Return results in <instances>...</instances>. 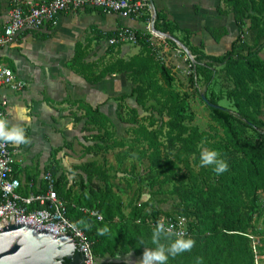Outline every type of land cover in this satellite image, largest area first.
Here are the masks:
<instances>
[{
	"label": "trees",
	"instance_id": "obj_1",
	"mask_svg": "<svg viewBox=\"0 0 264 264\" xmlns=\"http://www.w3.org/2000/svg\"><path fill=\"white\" fill-rule=\"evenodd\" d=\"M219 1L218 14H231L237 32L229 48L218 56L206 54L203 43L193 45L189 31L180 29L155 7L153 28L171 39L134 30L138 52L124 59L118 56L121 45L107 46L116 58L98 71L86 61L88 52L94 44L113 37L116 30L93 29L75 45L69 68L86 82L96 84L123 75L130 84L128 94L114 99L117 118L127 126L126 137H118L114 124L99 107L71 102L79 113L70 111L73 123H81L84 155L92 154L101 161L95 159L67 172L54 160L56 165L51 162L43 172L54 177V189L65 202V217L84 232L98 263L127 264L116 258L141 256L145 248L155 247L151 236L157 221L182 216L187 221L186 238L193 239L195 246L170 257L168 264H197L198 260L200 264H264V0ZM149 19L148 10L139 18L145 24ZM205 30L215 43L228 35L225 27ZM36 33L22 32L44 40L49 37ZM178 33L183 37L179 39ZM160 42L171 49H177L179 42L193 56L188 89L181 88L167 61L170 49L163 52L164 61L158 58ZM219 75L223 81L216 93L212 86ZM198 85L204 90L199 91ZM222 100L229 107L221 106ZM195 102L206 110L204 127L197 122L192 108ZM71 146L64 142L54 151ZM203 148L217 151L228 171L217 176L211 167H200ZM109 154L116 161V170L108 165ZM133 160L143 167L142 176L134 173L133 164L130 171L122 168ZM72 173L78 179H69ZM119 173L124 175L119 177ZM115 179L127 186L137 184L128 199L115 190ZM28 184L20 182L18 193L26 196L29 191L46 190L44 181L39 190ZM144 188L148 197L142 200ZM160 196L168 198L157 199ZM169 200L172 211L161 207ZM105 226L109 232L97 235V229Z\"/></svg>",
	"mask_w": 264,
	"mask_h": 264
},
{
	"label": "crops",
	"instance_id": "obj_2",
	"mask_svg": "<svg viewBox=\"0 0 264 264\" xmlns=\"http://www.w3.org/2000/svg\"><path fill=\"white\" fill-rule=\"evenodd\" d=\"M152 1L156 11L166 14L167 19L175 22L180 29L189 31L190 42L193 45L203 43V51L208 55H211L209 52L215 46L214 44L229 45L236 35L237 29L232 15L223 16L217 12L219 0ZM9 10L8 0H0V33L8 21ZM139 18H122L118 15L103 14L97 10L91 12H85V10L68 11L61 13L51 27L47 24L36 31L38 35L49 34L47 39L44 40L32 34L24 35L21 32L12 43L0 48V62L6 64L12 70L16 80L25 84L19 92H12L8 88H0V96H5L7 99V105L0 108L4 113V117L9 120L10 124L23 125L27 136L30 138V143L27 145L17 146L11 144V148L14 150L15 177L21 183L28 181L34 189L39 190L42 177L35 179L30 176L29 168L32 166L39 167L40 160L43 175L45 167L51 162L53 164L54 160L59 165H63V158L71 155L72 146L69 149L57 152L54 150L62 146L64 142H72L66 140V137L80 136L83 140L80 133L81 124H72L70 111H76V107L72 106L71 102L82 101L94 108L99 107L112 123L113 117L117 118L118 103L114 99L123 94H128L130 89V84L124 76L107 77L96 84H90L69 68V62L74 55L76 43L82 42L93 29L108 32L120 27H129L145 32L147 24L142 22L145 26L144 29L137 27V24L141 23ZM206 27H225L228 35L215 43L206 32ZM57 36H60V38L57 42L52 43L51 48L46 47L47 45H41L47 44L46 42L54 40ZM177 37L180 39L183 34L178 33ZM62 38L71 41L68 45H71L70 49L72 51L63 53L60 49ZM29 39L31 40L29 47L40 54L39 57L32 58V60L22 53ZM100 45L105 46L106 44L99 42L96 46L100 47ZM169 49L172 51L169 46L166 47L165 45L163 52H167ZM48 51L57 54L55 58L57 64L51 63L50 66L46 63L43 53L46 54ZM114 51L116 52V50ZM129 52L131 50L129 51L128 48L120 47L118 56L127 59L138 51L135 49L130 54ZM171 54L167 57V61L172 62ZM126 102L130 106H134L131 99H127ZM22 108L29 110L30 121L19 119V109ZM73 125H76V127L73 128ZM60 126L63 129H60ZM74 134L76 135L74 136ZM59 155L63 157H61L60 162ZM129 255L119 256L116 261L138 264L142 257V255L137 256L139 260L135 262ZM123 257L124 259H122Z\"/></svg>",
	"mask_w": 264,
	"mask_h": 264
},
{
	"label": "built area",
	"instance_id": "obj_3",
	"mask_svg": "<svg viewBox=\"0 0 264 264\" xmlns=\"http://www.w3.org/2000/svg\"><path fill=\"white\" fill-rule=\"evenodd\" d=\"M8 2L10 4L9 18L0 33V48L12 43L25 30L37 31L48 23L54 24L61 13L85 9H94L103 14L118 15L122 18L140 17L144 11L148 10L150 19L146 31L152 37L164 39L151 29L153 18L148 0H8ZM137 40L134 29L120 27L116 29L114 36L104 43L106 46L136 45ZM165 45L168 46L166 43H159L162 49L158 53V58L162 61H164ZM185 57L189 61L187 74H190L193 56L188 52L185 53ZM24 85L22 81L15 79L14 73L6 64L0 62V88L19 92ZM6 105V97L0 96V108ZM0 116H4L1 110ZM13 154L11 144L0 145V228L8 225H29L38 232L47 231L56 237L69 236L74 240V247L82 258V264H97L84 232L65 217V202L57 195L54 189L55 179L49 172L42 175V181L46 186L45 191L38 193L29 191L26 196L18 193L20 181L15 177ZM31 187L30 183L29 188ZM91 214L101 220V216L97 213ZM181 217H169L165 223L176 225L177 230H180L179 218ZM183 230L187 235L185 218Z\"/></svg>",
	"mask_w": 264,
	"mask_h": 264
},
{
	"label": "rangeland",
	"instance_id": "obj_4",
	"mask_svg": "<svg viewBox=\"0 0 264 264\" xmlns=\"http://www.w3.org/2000/svg\"><path fill=\"white\" fill-rule=\"evenodd\" d=\"M137 27H139L140 29H144V24L141 22L139 24H137ZM60 38V36H57L56 38H54V40L52 41H49V42H46L47 44H41L43 46L47 45L46 47L48 48H51V45L54 41H58V39ZM32 39V38H31ZM69 43H71L70 40H67L66 38H62V41L60 43V49L63 51V53H66L68 51H72L70 49V46L71 45H68ZM31 44V40L29 39L28 42H26V45L24 46V49L22 50V53L28 57L30 60H32V58H35V57H39L40 54L38 51L36 50H32L29 45ZM40 45V44H39ZM215 46L211 49V51L209 52L211 55H214V56H218L220 54H222L224 51H226L228 48H229V45H225V44H214ZM73 46V45H72ZM120 47H124V48H128L129 51L131 50L134 51L136 49V51L139 50V47L136 46V45H128V44H125V45H121ZM179 47V46H177ZM73 48V47H72ZM170 48V46H169ZM180 48V47H179ZM172 51L170 53H172L171 57H172V62H170V65L173 67L176 75H177V81H178V84L181 86L182 89H188L189 86H188V81H187V77H188V74H187V71H189V68H188V62H187V59L185 57V55L182 53V49H171ZM129 52V54L131 53ZM44 55V58H46V63H48V65L51 66V63H54V64H57L55 63V58H56V53H51L50 51H48V53H43ZM262 56L264 57V52H262ZM116 58V55L114 54H109L108 52V47L105 45V46H101L98 47L96 45H93L91 47V49L89 50L88 52V56L86 58V61L88 63H93L95 64L96 66V70L98 71V67H100L101 65L105 64V63H108L110 62L112 59ZM222 78L221 76L219 75L217 78H216V81H215V84L212 86L214 92L218 93L220 88H221V82H222ZM198 88H199V91H203L204 88L200 85H198ZM220 105L221 106H224V107H229V103L227 102V100H222L220 101ZM192 108L193 110L195 111L196 113V119H197V122L202 126L204 127L205 124L208 122L207 121V118H206V110L203 109L202 105H200L198 102H195L193 105H192ZM142 114V112H141ZM73 124V122H72ZM81 124V123H79ZM77 124V125H79ZM113 124H114V127H115V130L117 132V135L119 138H125L126 137V125L122 124L120 122L119 119L113 117ZM76 127V125H73V128ZM60 129L63 127H59ZM76 134H74L75 136ZM67 139L66 140H69V141H72V150H71V155L63 158L62 156H60V159H59V162L60 160L63 158V165H60V167L62 169H64L65 171H69L71 170L72 167L74 166H77V165H81L83 163H86V162H89V161H92V160H97L98 162L101 161V158L100 157H96L94 155H84V151H83V145H84V141L80 138V136H77V137H66ZM76 138V139H75ZM65 139V137H64ZM62 143V142H61ZM60 143V144H61ZM65 153V152H64ZM62 157V158H61ZM107 161H108V165L110 167H112L114 170H116L117 168V164H116V161L113 157L112 154H109L107 155ZM36 162H38L36 160ZM39 167L37 166H32L29 168V174L30 176L34 177L35 179H39L40 177H42V170H41V166H42V162L39 160ZM131 164L134 165L135 169H134V173L135 174H140L142 176L143 174V167L140 166L137 161L133 160V161H128V162H125L124 165L122 166V168H126L128 171H130V168H131ZM146 165V163H145ZM77 173V172H76ZM76 173H72V174H69V179H78V176L76 175ZM124 174H120L119 173V177L123 176ZM113 183H114V186H115V190H117L118 192H120L122 198L124 200L128 199L132 194H133V191L136 189L137 187V184L136 183H130V185H126L123 181H120L119 179H115L113 180ZM148 197V192L147 190L144 188L142 190V200H144L145 198ZM162 198H168V196H160L158 197L157 199H162ZM172 201L169 200L168 202L166 203H162L161 204V207L166 210V211H172ZM264 219V216L261 218V220ZM263 224L261 223L260 225H258V227H262ZM129 257H131L133 260H135V262L137 260H139V258L137 256H134L132 254L129 255ZM130 258V259H131ZM124 259V257L122 258ZM98 264V262H96ZM260 264V263H259Z\"/></svg>",
	"mask_w": 264,
	"mask_h": 264
},
{
	"label": "clouds",
	"instance_id": "obj_5",
	"mask_svg": "<svg viewBox=\"0 0 264 264\" xmlns=\"http://www.w3.org/2000/svg\"><path fill=\"white\" fill-rule=\"evenodd\" d=\"M27 108L19 109V119L21 121H30ZM30 138L26 134V129L21 124H10L4 116H0V145H27ZM219 153L215 150L203 148L199 156L200 167H211L215 175L219 176L228 171L226 161L219 158ZM180 219V230L176 225L165 223L164 219L157 221L151 236V243L154 248H145L138 264H168L169 258H175L185 252H190L195 246V241L186 238V232L183 230L184 218ZM84 227L88 225L80 221ZM109 232L107 226L97 229V235L104 236ZM162 240L167 243L161 242ZM197 264H200L198 260Z\"/></svg>",
	"mask_w": 264,
	"mask_h": 264
},
{
	"label": "water",
	"instance_id": "obj_6",
	"mask_svg": "<svg viewBox=\"0 0 264 264\" xmlns=\"http://www.w3.org/2000/svg\"><path fill=\"white\" fill-rule=\"evenodd\" d=\"M152 10L151 29L156 34L169 38L154 30V5L148 0ZM185 53L187 49L176 42ZM82 264L76 252L74 240L69 236L56 237L50 232H38L29 225H8L0 228V264Z\"/></svg>",
	"mask_w": 264,
	"mask_h": 264
}]
</instances>
